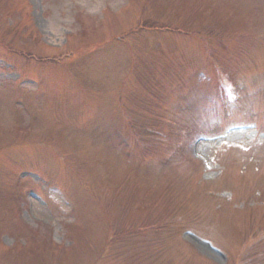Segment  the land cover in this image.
I'll return each instance as SVG.
<instances>
[{
	"label": "rangeland",
	"instance_id": "obj_1",
	"mask_svg": "<svg viewBox=\"0 0 264 264\" xmlns=\"http://www.w3.org/2000/svg\"><path fill=\"white\" fill-rule=\"evenodd\" d=\"M238 263L264 264V0H0V264Z\"/></svg>",
	"mask_w": 264,
	"mask_h": 264
},
{
	"label": "bare ground",
	"instance_id": "obj_2",
	"mask_svg": "<svg viewBox=\"0 0 264 264\" xmlns=\"http://www.w3.org/2000/svg\"><path fill=\"white\" fill-rule=\"evenodd\" d=\"M201 251L205 252L202 248H200Z\"/></svg>",
	"mask_w": 264,
	"mask_h": 264
}]
</instances>
